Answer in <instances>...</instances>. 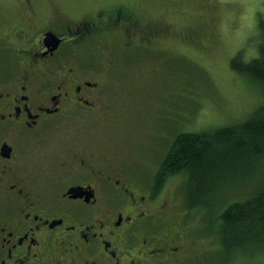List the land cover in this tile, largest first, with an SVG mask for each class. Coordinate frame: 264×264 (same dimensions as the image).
Wrapping results in <instances>:
<instances>
[{"label": "flooded vegetation", "instance_id": "1", "mask_svg": "<svg viewBox=\"0 0 264 264\" xmlns=\"http://www.w3.org/2000/svg\"><path fill=\"white\" fill-rule=\"evenodd\" d=\"M101 11L79 20L52 13L15 37L20 45H6L18 58L11 74L0 73V264L202 260L203 253H193L200 240L180 218L182 199L166 194L167 182L156 187L153 157L105 134L98 140L119 125L117 110L136 116L128 102L141 77L139 57H132L154 50L131 32L138 30L131 9ZM51 35L60 41L57 50ZM156 108L149 104L160 119Z\"/></svg>", "mask_w": 264, "mask_h": 264}, {"label": "rangeland", "instance_id": "2", "mask_svg": "<svg viewBox=\"0 0 264 264\" xmlns=\"http://www.w3.org/2000/svg\"><path fill=\"white\" fill-rule=\"evenodd\" d=\"M117 6L131 9L138 29L131 32L141 43L150 44L156 50L141 49L132 57H139L134 60L137 63L134 66L144 64L147 72L132 88L133 94L129 97L128 104L136 116L117 110L116 122L120 129L112 134L100 132V142L105 134L110 143L139 146L140 155L143 157L145 153L153 157V163L159 167L177 135L214 131L244 123L262 106L261 88L232 71L231 61L240 52L246 61L257 55L261 40L258 22L264 15V0H0V44H3L0 46V73L11 74L16 68L18 57L6 45H12L13 41L20 45L15 37L32 32L31 29L36 28L43 18L62 13L77 20L87 19L101 15V10L110 11ZM116 29L117 35H125L120 27ZM12 47L17 49V46ZM17 66L22 69V63ZM128 79L124 77L119 83L123 81L124 84ZM153 97L157 99L150 101ZM156 102L160 119L155 118L149 109V104L153 108ZM107 112L111 115L113 109ZM81 125L84 123L65 128L64 134ZM162 132H165L163 139L160 138ZM141 144H151V147L143 148ZM156 144H159L160 151ZM124 152H131L138 158L133 148L125 147ZM154 166L150 170L153 171ZM141 168L143 170L144 166ZM185 178L183 175L170 178L166 194H183ZM232 192V188L226 190L224 199H228ZM218 199L216 195L212 202L214 207ZM193 211L187 225L196 233L199 230L204 233V239L196 248L198 253H193H203L200 264H219L215 236H208L204 227L198 229L201 224L206 225L208 215ZM207 212L210 216L213 214L210 209ZM179 214L184 219V212ZM253 261L264 264V259L260 263L256 259ZM231 264L248 263L242 260Z\"/></svg>", "mask_w": 264, "mask_h": 264}, {"label": "trees", "instance_id": "3", "mask_svg": "<svg viewBox=\"0 0 264 264\" xmlns=\"http://www.w3.org/2000/svg\"><path fill=\"white\" fill-rule=\"evenodd\" d=\"M258 28L261 40L257 55L246 61L240 52L232 59L231 69L260 87L264 98L263 14ZM145 68L143 64L138 70L141 78L147 75ZM118 126L114 125L110 134L118 131ZM179 175L186 177L183 194H178L185 208L183 220L190 221L193 210L206 212L207 223L198 229L204 227L208 236H215L219 247L218 263L243 260L256 264L253 259L260 263L264 259V103L244 123L177 135L159 165L156 187ZM229 188L234 192L224 199ZM216 195L219 199L214 207L212 202ZM209 209L213 213L211 216L207 212ZM194 234L200 242L204 239L200 230Z\"/></svg>", "mask_w": 264, "mask_h": 264}, {"label": "water", "instance_id": "4", "mask_svg": "<svg viewBox=\"0 0 264 264\" xmlns=\"http://www.w3.org/2000/svg\"><path fill=\"white\" fill-rule=\"evenodd\" d=\"M54 38L56 39L57 37L54 35H51V39H54ZM55 39L52 41L53 42V45H52L53 50H57L58 46L60 44V41L58 39H56V40Z\"/></svg>", "mask_w": 264, "mask_h": 264}]
</instances>
